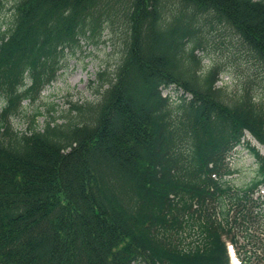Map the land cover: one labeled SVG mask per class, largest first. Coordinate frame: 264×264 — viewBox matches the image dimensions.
<instances>
[{"label":"trees","instance_id":"obj_1","mask_svg":"<svg viewBox=\"0 0 264 264\" xmlns=\"http://www.w3.org/2000/svg\"><path fill=\"white\" fill-rule=\"evenodd\" d=\"M9 1L0 30V264H230L227 244L240 264H264L252 229L264 221V155L247 144L255 177L227 180L245 132L264 147V96L242 90L228 102L214 87L219 69L199 76L194 55L201 29L217 25L264 70V0ZM115 25L121 60L97 74L99 101L16 133L10 118L56 80L64 51L82 38L97 44ZM171 86L183 92L178 101L161 94Z\"/></svg>","mask_w":264,"mask_h":264},{"label":"rangeland","instance_id":"obj_2","mask_svg":"<svg viewBox=\"0 0 264 264\" xmlns=\"http://www.w3.org/2000/svg\"><path fill=\"white\" fill-rule=\"evenodd\" d=\"M9 7L10 1L5 0L0 15V30L9 20ZM198 37L201 38V45L194 52L200 60L198 74L203 77L208 70L218 68L220 74L214 87L222 90L228 102L236 100L242 90H253L254 93L257 88L255 93L264 96V70L231 30L217 25L213 28L205 25ZM122 38L123 29L115 25L113 30H103L97 44L82 38L80 48L73 52L65 50L56 80L40 91L35 102L24 100L20 103V114L10 118L12 129L18 134L27 133L30 127L39 130L46 122H64L73 103H97L100 99L97 74L114 72L121 60ZM192 45L193 41L187 45V52L191 50ZM168 93L165 91L163 95ZM174 94L176 93L173 91L171 96ZM31 119L33 124L30 123ZM247 144L264 155V148L250 134L245 133L241 144L233 150L228 160L229 166L238 172L227 180H232V184L238 186L250 182L255 177L256 162L249 153ZM261 222L263 225L256 223L252 228L263 245L262 249L258 250L260 253L264 249V221ZM240 244H245L243 235H240Z\"/></svg>","mask_w":264,"mask_h":264},{"label":"bare ground","instance_id":"obj_3","mask_svg":"<svg viewBox=\"0 0 264 264\" xmlns=\"http://www.w3.org/2000/svg\"><path fill=\"white\" fill-rule=\"evenodd\" d=\"M235 263L234 264H237V262L235 260H233Z\"/></svg>","mask_w":264,"mask_h":264}]
</instances>
